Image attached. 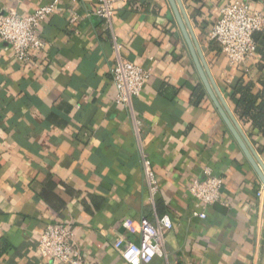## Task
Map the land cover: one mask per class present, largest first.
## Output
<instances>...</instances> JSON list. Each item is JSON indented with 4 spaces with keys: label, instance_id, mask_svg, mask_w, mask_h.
Returning a JSON list of instances; mask_svg holds the SVG:
<instances>
[{
    "label": "crops",
    "instance_id": "crops-1",
    "mask_svg": "<svg viewBox=\"0 0 264 264\" xmlns=\"http://www.w3.org/2000/svg\"><path fill=\"white\" fill-rule=\"evenodd\" d=\"M52 1L0 0V17ZM58 1L61 11L38 29L46 50L26 62L0 42V264H64L38 244L48 225L66 222L86 264H129L115 240L139 242V221L164 215L172 222L164 254L144 264H264V186L208 95L169 0H116L110 28L92 14L98 0ZM230 1L182 0L218 88L264 162V135L239 118L230 90L264 76V33L240 65L208 38ZM240 1L264 16V0ZM119 58L151 68L131 108L116 100ZM144 157L159 183L154 202ZM207 168L224 185L203 219L193 215L204 206L190 185Z\"/></svg>",
    "mask_w": 264,
    "mask_h": 264
},
{
    "label": "built area",
    "instance_id": "built-area-1",
    "mask_svg": "<svg viewBox=\"0 0 264 264\" xmlns=\"http://www.w3.org/2000/svg\"><path fill=\"white\" fill-rule=\"evenodd\" d=\"M115 2L116 0H98V7L92 13L102 18L109 28L112 27ZM61 9L58 0L44 4L25 16L20 15L16 8H9L7 13L0 17V42L10 45L17 58L28 62L33 51H44L49 45L39 33V27ZM76 19L77 17L73 16L71 21ZM263 31L264 16L251 10L247 3L232 0L220 9V16L210 29L208 38L220 46L230 63L240 65L256 54L258 43L254 34ZM116 45L117 49L121 48V45ZM150 75L151 68L119 58L111 68L112 81L117 89V102L131 108L133 97L142 92ZM143 165L149 199L154 202L160 189L159 183L151 160L144 157ZM223 185V179L213 175L208 168L204 177L192 180L190 192L204 206V209L193 212L194 216L206 218L207 206L222 199ZM263 194L264 188L258 192L259 196ZM132 223L130 219L124 222L128 232L131 231ZM171 227L172 222L168 215L156 216L154 221L144 217L139 221V242L118 237L114 246L127 263H148L154 257L164 254V232ZM38 249L40 254L49 260L57 259L64 264H86L81 248L75 240L71 222L48 225L39 238Z\"/></svg>",
    "mask_w": 264,
    "mask_h": 264
},
{
    "label": "water",
    "instance_id": "water-1",
    "mask_svg": "<svg viewBox=\"0 0 264 264\" xmlns=\"http://www.w3.org/2000/svg\"><path fill=\"white\" fill-rule=\"evenodd\" d=\"M169 2L208 95L214 102L220 115L264 186V162L234 116L233 112L230 110L225 98L218 88L200 44L193 32V28L186 14L182 0H169Z\"/></svg>",
    "mask_w": 264,
    "mask_h": 264
},
{
    "label": "trees",
    "instance_id": "trees-1",
    "mask_svg": "<svg viewBox=\"0 0 264 264\" xmlns=\"http://www.w3.org/2000/svg\"><path fill=\"white\" fill-rule=\"evenodd\" d=\"M261 33L264 31L254 34L256 41ZM262 45L261 54L264 61V41ZM230 90L231 97L236 102L235 111L239 118L251 123L260 134L264 135V76L258 84L243 78L237 79L231 84Z\"/></svg>",
    "mask_w": 264,
    "mask_h": 264
}]
</instances>
